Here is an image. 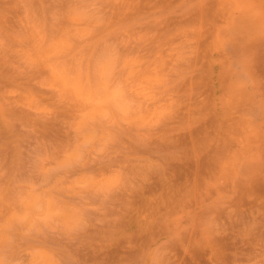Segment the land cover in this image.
Returning <instances> with one entry per match:
<instances>
[{"label":"rangeland","instance_id":"374dc122","mask_svg":"<svg viewBox=\"0 0 264 264\" xmlns=\"http://www.w3.org/2000/svg\"><path fill=\"white\" fill-rule=\"evenodd\" d=\"M188 11L179 0H0V105H5L0 110V231L15 233L21 228L18 223L41 219L42 213L46 223L53 217L59 220L57 228L19 245L13 257L19 264H132L131 251L142 247L145 235L157 227L160 210L183 203L188 197L185 183L204 170L205 161L193 149L199 151L205 136L217 139L233 156L242 150L235 121H218L209 106L208 122L199 124L206 117L193 115L192 128L179 141L171 140L170 129H160L119 146L115 166L124 167L128 179L118 189L111 190L120 180L119 174L110 175L111 161L84 166L72 162L81 139L93 137L96 124L107 116L96 108L106 103V84L114 74H122L143 94L140 110L156 114L146 127L159 125L167 113L160 73L186 64L190 45L205 35L186 25L201 19L187 18ZM218 58L208 55L191 89L206 103L219 88ZM252 63L257 76L264 77V45L256 46ZM21 69L56 73L85 96L87 103L73 122L77 136L47 116L31 121L26 131L16 125V97L28 99L22 93ZM262 108L264 100L254 97L236 111L260 118ZM145 135L155 142H146ZM164 146L182 155L170 159L161 173L149 168V161L153 154L164 156ZM213 192L220 199H235L243 210L228 233L216 237L213 260L234 264L237 258H249L250 264H264V201H259L264 177L252 186L238 183L230 192L214 186L206 195L216 199ZM243 226L254 229L253 242L238 238ZM175 251L182 264H213L199 231L184 232ZM8 259L0 252V264Z\"/></svg>","mask_w":264,"mask_h":264},{"label":"clouds","instance_id":"9594fccd","mask_svg":"<svg viewBox=\"0 0 264 264\" xmlns=\"http://www.w3.org/2000/svg\"><path fill=\"white\" fill-rule=\"evenodd\" d=\"M179 4L189 10L187 18L201 17L199 23L186 25L195 26L205 35L198 43L190 45L192 52L186 64L171 73H160L162 83L159 87L164 93L166 115L157 127H146V122L155 120L156 114L140 110L138 106L145 102L143 94L122 74H114L106 84V103L96 108L98 113L107 112V116L96 124L93 137L81 139V146L72 162L84 166L90 162L111 161L114 167L110 175L120 176L111 190L118 189L128 179L127 170L115 166L119 146L142 133L160 129H170L171 140L179 141L185 129L192 128L193 115L206 117L199 124L208 122L209 115L205 110L209 106L214 108L210 115L218 121H235L243 148L233 156L231 151L225 152L221 148L217 139L205 136L199 151L193 149L197 159L205 161L204 170H198L185 183L183 191L188 197L183 203L174 210H160L157 227L145 235L142 247L131 251L132 264H182L177 257L175 243L190 230L199 231L200 240L211 250L209 259L213 260L217 255L216 237L226 235L230 226L239 221L243 210L237 208L235 199H220L216 192H213L216 199H212L206 193L214 186H220V190L225 192H230L241 182L252 186L258 177H264V108L260 118L251 112L241 114L236 111L245 100L254 97L264 100V77L257 76L252 63L254 49L257 45H264V0H179ZM209 54L219 57L214 60L219 67V88L206 103L203 96L196 92L193 94L191 89L198 74L206 68ZM21 72L24 73L22 93H27L28 99H24L23 94L16 97L20 109L16 125L26 131V125L31 121L47 116L77 136L73 122L87 103L85 96L56 73H32L23 69ZM3 107L5 105H0V110ZM143 139L155 142L151 136L145 135ZM163 151L166 153L164 156L153 154L149 161V168L154 167L161 173L167 170L170 159H179L182 155L168 146H164ZM85 182L91 183L89 180ZM259 201H264V196ZM43 216L44 213L41 219L34 221L25 218L18 223L21 228L15 233L6 229L0 231V252L9 258L7 264H19L13 257L26 238L58 227V219L53 217L50 223H46ZM238 238L253 242L254 229L243 226ZM184 251L187 254V247ZM213 264L217 261L213 260ZM234 264H250V260L237 258Z\"/></svg>","mask_w":264,"mask_h":264}]
</instances>
